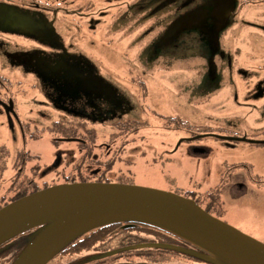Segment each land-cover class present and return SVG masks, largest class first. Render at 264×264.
<instances>
[{"label": "flooded vegetation", "instance_id": "obj_1", "mask_svg": "<svg viewBox=\"0 0 264 264\" xmlns=\"http://www.w3.org/2000/svg\"><path fill=\"white\" fill-rule=\"evenodd\" d=\"M190 30H196L209 45L206 64L198 71L203 82L200 96H217L223 89L231 90L232 96H264V79L243 71L244 66L257 67L259 74L264 69V0H0V119L8 135L7 142L0 144V209L55 185L93 182L91 180L104 171L99 164L98 169L88 165L85 171L61 172V141L76 140L80 144L79 140H85L62 136L60 132L52 141L55 149L52 162H44L43 154H33L29 142L41 129L25 115L23 96H28L31 80L42 86L55 114L65 117L58 115L51 122L53 127L63 125L74 132L81 128L77 125L79 119L84 124H88L89 119L107 123L117 119L116 128L123 130L119 124H131L125 116L133 106L101 74L98 61L82 52L80 43L92 48L97 43L94 36L98 35L103 50L122 53L125 41L129 40L130 45L143 44L152 54L150 58L161 57L159 63H164L166 50L174 47ZM238 34L245 41L242 42ZM114 36L120 37V42ZM245 52L249 55L246 61ZM144 65L141 67L152 66ZM236 72L242 76L240 82L232 79ZM261 117L264 118V113ZM255 131L254 134L251 131L240 134L209 131L183 136L172 152L183 144L193 153L211 152L209 146L193 145L205 139L219 141L233 149L240 144L264 148V129ZM247 170L251 171L252 167ZM233 176L236 180L239 178L237 173ZM236 182V188L244 187L242 182ZM134 228L142 231L137 240L111 238L113 246L104 250L105 241L98 238L90 248L79 251L74 247L55 258H72L87 250L101 253L121 250L88 264H166L175 260H201L211 264L191 254L156 246L124 249L143 244H167L198 250L179 237L146 233L147 227Z\"/></svg>", "mask_w": 264, "mask_h": 264}, {"label": "rangeland", "instance_id": "obj_2", "mask_svg": "<svg viewBox=\"0 0 264 264\" xmlns=\"http://www.w3.org/2000/svg\"><path fill=\"white\" fill-rule=\"evenodd\" d=\"M188 33L175 42L174 47L166 50V57L162 58L164 63H159L161 57L150 58L152 54L143 44L130 45L129 40L125 41L126 47L122 53L103 50L98 35L94 36L97 43L92 48L80 43L82 52L98 61L101 74L132 104V111L125 116V120H130L131 124H119V127H124L123 130L116 128L117 119L108 123L89 119V123L85 124L89 129L81 124L79 131L73 135L85 142L61 141V172L75 173L70 172L73 169L85 171L88 165H92L93 169L101 166L106 169L113 159L102 182L127 181L128 184L164 191L176 188L197 191L201 193L198 195L200 205L203 208L208 206L212 215H220L218 218L264 242V148L255 149L240 144L233 149L219 141L205 139L197 140L193 145L209 146L211 152L208 150L207 153L210 154L193 153L185 144L172 152L183 136L209 131L221 134L251 131L254 134V130L264 129V118L261 117L264 113V96H232L229 89H223L217 96H200V84L203 82L198 71L200 66L206 64L209 45L196 30ZM238 36L242 42L245 41ZM114 38L117 42L121 40L117 36ZM248 56L245 52L244 61ZM144 63L152 66L141 67L145 66ZM243 71L264 79V69L259 74L257 67L244 66ZM236 73L232 79L240 82L242 76ZM23 98L26 103L25 115L33 123L39 124L41 129L40 133L36 132V138L30 139L31 150L33 154H43L44 162L49 164L55 156L52 141L55 134L61 132V128L55 129L51 122L58 115L65 117L55 114V108L48 101L44 89L34 80L28 85V96ZM2 124L0 119V144L8 140ZM247 167H252V170H247ZM236 173L239 177L237 180L236 175L233 176ZM94 180L99 182V178L91 181ZM236 181L242 182L244 187L236 188ZM217 191L218 197L214 195L216 199L213 200L211 196ZM36 231L25 232L12 239L11 242H15L18 248L14 249L20 250L22 246L19 244L25 240L29 243ZM196 251L204 253L200 248ZM106 254L87 250L72 258L58 260L54 257L47 264H88ZM166 264L205 263L201 260H175Z\"/></svg>", "mask_w": 264, "mask_h": 264}, {"label": "water", "instance_id": "obj_3", "mask_svg": "<svg viewBox=\"0 0 264 264\" xmlns=\"http://www.w3.org/2000/svg\"><path fill=\"white\" fill-rule=\"evenodd\" d=\"M111 223H124V229L151 224L204 253L167 244L124 249L156 246L211 264H264V242L212 215L194 199L173 191L112 182L59 184L7 204L0 209V246L37 229L11 264H47L75 239ZM118 252L121 250L105 256Z\"/></svg>", "mask_w": 264, "mask_h": 264}, {"label": "trees", "instance_id": "obj_4", "mask_svg": "<svg viewBox=\"0 0 264 264\" xmlns=\"http://www.w3.org/2000/svg\"><path fill=\"white\" fill-rule=\"evenodd\" d=\"M79 120H80L79 123H77L78 126H80L81 124L85 125L84 123H82L81 119H79ZM55 127L56 128H58V127L61 128L60 134H62V135L64 134V136H75L73 134L78 132V131L70 132L69 128L65 129L63 127V125L55 126ZM112 160L113 159H111V161L108 162L107 168L104 169V171L98 176V178H99L98 181L99 182H102L103 180H101V179H104L106 177V171L109 170L110 166H112V163H113ZM107 181H109V180H107ZM119 183H127L128 184L129 182L120 181ZM174 192L177 193V194L183 195L185 197L192 198L199 205L201 204V203H199L200 199L198 197V195L201 194V193H199L197 191L184 190L183 188L182 189L181 188H176V190H174ZM218 192L219 191H217L215 194H213L211 196V197H213L212 198L213 200L216 199L215 196L218 195ZM200 206L203 207V205H200ZM204 209L207 210L209 213L213 214V212L211 211V209L208 206L205 207ZM218 216H220V215H217V217ZM123 225H124V223H111V224H106V225L100 226L98 228H95V229L85 233L84 235L80 236L79 238L75 239L74 241H72L58 255L67 253L74 247H78L79 251L82 250L83 248H85V249L90 248V247L95 245L94 240L98 239V238L104 239L103 241H105V242H104V244H102V249H104V250H106L108 247H112L113 246L114 242L110 240L111 238H124V239L125 238H133V239L137 240V239H139L142 236V231L141 230H136V228H134L135 226H137L140 229H143L144 227H147L149 230H147V231L144 230L146 233H154L155 234L157 232L156 235L160 234V233H166V235L168 234V235L176 236V235L172 234L171 232H168V231H166V230H164L162 228H159V227L151 225V224L138 223L135 226H133L132 228H125V229L122 228ZM31 231H33V230H31ZM31 231H29V232H31ZM176 237H178V236H176ZM25 241L21 242L19 244L20 247L22 246L21 248L19 247L20 250H15V249H18V248L16 247V244H14L15 242L13 243V242H11V240L8 241L7 243L3 244L2 246H0V264H11L14 261V259L16 258V256H17V252L20 253L21 250L28 244L27 241L26 242ZM164 249H168V248H164ZM169 250L177 251V250H173V249H169ZM58 255H56L55 257H57ZM108 257H110V256H103L100 259L103 260V259H106Z\"/></svg>", "mask_w": 264, "mask_h": 264}]
</instances>
